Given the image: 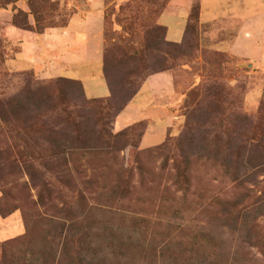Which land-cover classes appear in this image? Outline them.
Here are the masks:
<instances>
[{
	"label": "rangeland",
	"instance_id": "374dc122",
	"mask_svg": "<svg viewBox=\"0 0 264 264\" xmlns=\"http://www.w3.org/2000/svg\"><path fill=\"white\" fill-rule=\"evenodd\" d=\"M199 4L0 0V206L12 210L0 213V264H198L204 252L264 264V0H205L207 20L220 17L206 24ZM188 5L182 42L150 33ZM92 16L90 39L59 53L50 33ZM164 41L167 62L154 52ZM106 50L117 98L102 112L90 104L109 98L92 79L105 78ZM89 58L102 72L82 73ZM161 71L174 78L176 119L140 144L152 124L119 131L116 115ZM39 196L45 205L30 207Z\"/></svg>",
	"mask_w": 264,
	"mask_h": 264
},
{
	"label": "crops",
	"instance_id": "0c3cea01",
	"mask_svg": "<svg viewBox=\"0 0 264 264\" xmlns=\"http://www.w3.org/2000/svg\"><path fill=\"white\" fill-rule=\"evenodd\" d=\"M205 0H200V8H201V22L202 23H216L219 21L218 18L220 17H214L213 20L208 21L206 16L205 7H204ZM192 8V7H191ZM190 5H188V10H186V13L183 12L181 14V17L175 16L173 20V25L162 23L160 21V24L168 29V38L170 42L179 43L182 42L185 38V28L187 25V20L189 18V10L191 9ZM173 12V11H172ZM173 13H171V9L162 16V21H166L169 18H171ZM170 16V17H169ZM164 17V20H163ZM94 19H100L97 16H92L90 18V21L84 22L82 20L73 19L71 22V25L67 27L63 31H52L50 33V36L53 40H55L57 43L59 42V53H63V49L65 45H68L71 40V38L74 39V42L78 41L80 43V40L89 38L90 39V31L89 25L92 24V20ZM160 19V20H161ZM218 19V20H217ZM80 24L82 26V29L80 26H77ZM87 25V26H85ZM77 26V27H76ZM89 29V32H88ZM87 41V40H85ZM89 41V40H88ZM73 42V43H74ZM73 43H70L73 45ZM72 45L70 47V50L65 49L66 53L67 51H71ZM74 53L73 51H71ZM80 54V53H79ZM64 55V54H63ZM66 58H68V54H65ZM89 58L88 61L84 62L85 66H80L82 69H84V72H88L89 69L97 66H100V63H98L97 60H93ZM79 61V60H78ZM99 65V66H98ZM97 69V68H96ZM100 72H102V68L99 69ZM81 73V74H82ZM90 73V72H89ZM96 78H100L107 84V81L104 78V75L101 73L97 77H92L94 82L96 81ZM102 81V83H103ZM108 86V84H107ZM94 88V86H93ZM109 89V87H108ZM88 96L92 98H99L97 95H94V91L92 89V86L86 88ZM147 95V97H146ZM110 96V90L109 94ZM107 96V97H108ZM144 96V97H143ZM103 98V97H100ZM176 90H175V82L174 78L171 73L164 72L155 74L151 77H149L143 86L141 87L139 93L135 96V98L128 104V106L124 109V111L120 114V116L117 118L116 121V129L119 131H123L124 129L130 128L136 124L143 123V122H149L152 125L148 129V131L145 133L143 140L145 137H147L148 134H153L156 132V128L161 130L165 134L166 130V124L174 123L176 119ZM167 125V129L169 126ZM142 140V142H143Z\"/></svg>",
	"mask_w": 264,
	"mask_h": 264
},
{
	"label": "trees",
	"instance_id": "16d2710c",
	"mask_svg": "<svg viewBox=\"0 0 264 264\" xmlns=\"http://www.w3.org/2000/svg\"><path fill=\"white\" fill-rule=\"evenodd\" d=\"M195 9L193 8L194 12H195ZM198 11H199L198 12V16H199L200 11H201L200 4H199V10ZM37 26L40 27L39 26V22H38ZM18 27H20V26H18ZM20 28L29 29L30 27L25 23V24L21 25ZM36 31L39 34H44V32H45L44 29H42V27L38 28ZM150 33L153 36L159 35L160 33H164V36H167L168 30H167V28H164L162 26H156L155 25V26L151 27ZM162 44L165 47L162 48V49L161 48H156V49H154V52H155V54L157 56H159V55L161 57L163 56L162 58L165 60V62H167V60H169L170 58H174L173 54H172V51H173L172 48H174V44L169 43L167 41H164ZM104 63H105V65H104V73H105V78L108 81L107 84H108V87H109V90H110V96H109L108 100L105 101V102H102V101L96 102V101H94L90 105L92 107L95 106V108L99 109V111H102V112L103 111H107L108 112V111H111V109H113L114 107H116V98H117V87L114 84L113 78H111V73H110L111 72L110 69L113 68V66L111 65V63H113V52H112V50H106L105 62ZM162 72H165V71H161V72H158V73H162ZM73 86H74L73 89H75V90H80V91L83 90L81 83L78 82V81H73ZM139 91H140V89L138 91H136L135 93H133L128 100H125L123 105L119 108L116 116H118L127 107V105L139 93ZM135 126H137V125H135ZM135 126H133V127H135ZM133 127H131V128H133ZM136 134H137V137L139 138V141H140V144H141L142 140L144 138V135H145V131L144 130H140L139 132L137 131ZM188 181L189 182H187V187L185 189L186 192H190L192 190V189H190V187H191L190 179ZM38 204L41 205V206L45 205V202L43 201V197L42 196L41 197L39 196L38 202H33V203L31 202L29 206L30 207L32 206L33 208H35ZM226 204L228 205L229 203H226ZM231 205H232V203L229 204V206H231ZM229 206H227V207H229ZM46 207H47V203H46ZM11 211L12 210H4L0 206V213L4 217L7 216L8 213H11ZM240 216H241V213H239L238 221L242 220V218ZM258 217H259V215L255 219H253V217H250V216L249 217H244V221L242 223L248 224V226H250L251 225L250 223L252 222V225H253V228H254L255 225L258 223ZM248 219H251L250 222H248ZM259 237H252L251 235H249L247 233L245 238L248 241H252L253 239L254 240L258 239V241H259V239H260ZM154 250L152 251L151 255L155 258L156 262H158L159 256L163 254V251L159 252V250H157V249H154ZM204 253L205 254L202 257L203 261H200L198 264H249L248 260L243 261L244 262L243 263L240 260L242 258V256H241V258H239V256H238L239 254L238 253H234L232 255H231V252H229L230 255L225 253V252H220L219 254H210V252H204ZM243 255H245L247 258L249 257V255L246 254L245 252H243ZM175 257L178 258V256H175ZM150 264H153V263H150Z\"/></svg>",
	"mask_w": 264,
	"mask_h": 264
}]
</instances>
